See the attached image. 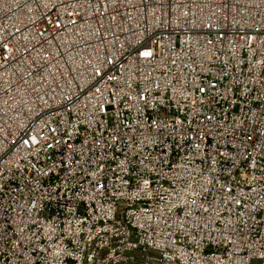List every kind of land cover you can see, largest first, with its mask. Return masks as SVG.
<instances>
[{"label":"built area","instance_id":"2783aa9c","mask_svg":"<svg viewBox=\"0 0 264 264\" xmlns=\"http://www.w3.org/2000/svg\"><path fill=\"white\" fill-rule=\"evenodd\" d=\"M0 264H264V0H0Z\"/></svg>","mask_w":264,"mask_h":264}]
</instances>
